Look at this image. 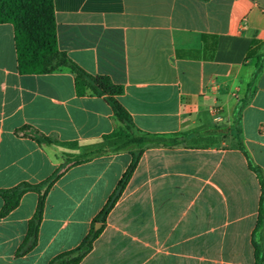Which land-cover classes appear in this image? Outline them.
Returning <instances> with one entry per match:
<instances>
[{
    "label": "crops",
    "instance_id": "1",
    "mask_svg": "<svg viewBox=\"0 0 264 264\" xmlns=\"http://www.w3.org/2000/svg\"><path fill=\"white\" fill-rule=\"evenodd\" d=\"M52 3L58 49L86 72L121 84L118 100L140 131L175 138L217 126L222 133L208 136L224 137L196 145L194 135L183 136L144 148L77 264H255L261 186L230 138L264 176V65L235 115L255 69V56L246 58L251 42L264 53V0ZM25 125L53 142L17 135ZM115 125L101 96L76 95L68 69L20 73L13 25L0 22V189L43 181ZM129 162L126 151L107 152L69 168L49 189L36 243L23 252L38 199L25 192L0 216V264H49L75 248Z\"/></svg>",
    "mask_w": 264,
    "mask_h": 264
},
{
    "label": "trees",
    "instance_id": "2",
    "mask_svg": "<svg viewBox=\"0 0 264 264\" xmlns=\"http://www.w3.org/2000/svg\"><path fill=\"white\" fill-rule=\"evenodd\" d=\"M0 22H9L14 28L15 49L17 55L18 71L20 73H50L63 68L68 69L74 76V88L77 96H101L110 106L115 128L104 134L97 143L85 146V150L75 156L64 158L63 162L43 181L30 184L21 182L8 189H0L3 204L0 216L7 215L14 209L27 191H34L38 195L37 204L32 217L28 221V231L21 246V251H28L36 243L39 224L43 214L46 195L54 184L69 168L90 160L92 157L107 153L126 151L130 155V162L117 181L113 191L108 196L101 210L93 219L88 233L73 249L55 256L49 264H77L92 248L94 240L102 231L106 216L122 195L132 173L134 172L144 148L155 145H173L181 142L183 136H208L222 133L220 127L208 128L202 131L181 133L180 137H165L161 134L145 133L140 131L133 123L128 111L119 102L118 96L124 91L121 84L111 80L108 75H92L72 61L57 47L55 17L52 0H0ZM255 56L256 64L252 74V81L247 86V94L237 103L235 115L251 96L249 91L254 80L264 65V53H257V42L252 41L246 58ZM252 91V90H251ZM19 136L29 137L38 143H52L53 141L25 125L15 131ZM236 136L239 134L235 127ZM72 146L75 141L69 142ZM233 146L240 149L247 158L248 167L253 171L261 186L256 225L252 234L255 264H264V250L261 241L264 236L261 228L264 222V176L261 168L249 157L240 140ZM94 223H101L99 228H94Z\"/></svg>",
    "mask_w": 264,
    "mask_h": 264
},
{
    "label": "rangeland",
    "instance_id": "3",
    "mask_svg": "<svg viewBox=\"0 0 264 264\" xmlns=\"http://www.w3.org/2000/svg\"><path fill=\"white\" fill-rule=\"evenodd\" d=\"M224 137H198V136H194L192 139H191V141L194 143V144H196V145H207V144H209V143H211V142H213L214 140H221V139H223ZM230 140H231V142H232V144H234L235 142H236V138H230ZM65 148L66 149H70V147H68L67 145L65 146ZM82 149H79V148H77V147H73L72 149H74V150H77V149H79V150H81V151H83V150H85V147L84 146H82L81 147Z\"/></svg>",
    "mask_w": 264,
    "mask_h": 264
},
{
    "label": "water",
    "instance_id": "4",
    "mask_svg": "<svg viewBox=\"0 0 264 264\" xmlns=\"http://www.w3.org/2000/svg\"><path fill=\"white\" fill-rule=\"evenodd\" d=\"M99 225H100L99 223L95 224V228L99 227Z\"/></svg>",
    "mask_w": 264,
    "mask_h": 264
}]
</instances>
